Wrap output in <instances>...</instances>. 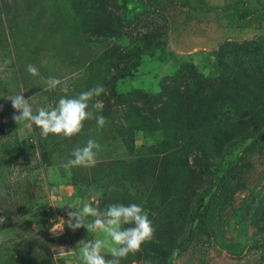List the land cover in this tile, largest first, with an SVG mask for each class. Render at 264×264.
I'll return each instance as SVG.
<instances>
[{
  "label": "rangeland",
  "instance_id": "obj_1",
  "mask_svg": "<svg viewBox=\"0 0 264 264\" xmlns=\"http://www.w3.org/2000/svg\"><path fill=\"white\" fill-rule=\"evenodd\" d=\"M237 1L0 0V264H81L79 244L95 235L56 224L95 192L94 207L135 203L152 222L151 241L121 264H264V244L248 248L264 239V141L205 214L212 233L196 229L225 171L264 135V12L238 23L226 9ZM49 77L62 84L44 92ZM96 85L93 119L70 139L13 119L11 96L47 108ZM90 138L96 165L65 169ZM60 247L75 251L54 261Z\"/></svg>",
  "mask_w": 264,
  "mask_h": 264
},
{
  "label": "clouds",
  "instance_id": "obj_2",
  "mask_svg": "<svg viewBox=\"0 0 264 264\" xmlns=\"http://www.w3.org/2000/svg\"><path fill=\"white\" fill-rule=\"evenodd\" d=\"M26 70L33 77L39 76V70L32 64H28ZM44 84L46 85L43 87L44 92L52 91L60 86L62 81L56 77H49ZM61 91L68 92L66 84ZM104 92L102 85H96L76 97L61 96L55 106L47 108L41 106L34 109L30 102L33 97L27 100L23 93L11 96L8 100L12 102L17 113L13 119L20 126L27 124L31 128L34 125L40 130L39 134L44 139L50 135L70 139L81 133L86 121L93 119V113L89 111L90 101ZM99 105L100 102L97 101L94 107H99ZM95 119L98 128L102 129L106 124L105 117L100 115ZM100 151H102L101 145L90 138L84 146L73 150L72 158L68 159L63 167L69 170L94 167ZM101 195V192H95L91 200L84 201L82 206L79 200L74 204H69L67 207L75 211H69L68 219L61 217L56 224L60 233L67 226L73 231L86 228L90 234L95 235V239L82 241L79 244L82 245L80 248L81 264H121L122 259H126L130 254L138 253L142 245L151 241L154 235L152 222L140 205L132 203L126 206L113 203L100 210L99 207H94L93 203ZM52 232L57 234L55 229ZM74 251H66L63 247L55 248L53 252H58V255H54L53 260L71 255ZM104 252H107L111 258H106Z\"/></svg>",
  "mask_w": 264,
  "mask_h": 264
},
{
  "label": "trees",
  "instance_id": "obj_3",
  "mask_svg": "<svg viewBox=\"0 0 264 264\" xmlns=\"http://www.w3.org/2000/svg\"><path fill=\"white\" fill-rule=\"evenodd\" d=\"M145 5H146V7L151 8L150 0H145ZM238 5H241V8L237 7ZM232 7H236L235 8V20L238 23H246V22L250 21L252 18L256 17L261 12H264V4H262V5L256 7L255 9L252 10L251 8L246 7L245 3L242 0H238L237 2H235L233 4V6L226 7V9H230ZM212 9H215V8H212ZM8 25H9V23H8ZM10 26H11V24L9 25V27ZM113 80H115V79H113ZM113 80H112V82H115ZM111 89H113V87H111ZM261 141H264V135L261 136L259 139L255 140L251 144V146L244 152V154L237 160V162L233 166L228 168L225 171V173L223 174V176L221 177L217 189L215 190V192H213L212 196L207 201L203 211L200 212L198 215V221H197L196 229L199 230L202 234L210 235L212 233L210 226L207 224L206 220L204 219L205 214H207V212H209L210 209L214 208L216 205L219 204V200L222 197L221 195L223 194V189H224L225 185L227 184V181L235 174V172H237V169L243 163L245 157L250 152H252L257 146H259V143ZM262 244H264V239L260 242H255V243L250 244L248 246V248H250L252 246H260V245L262 246Z\"/></svg>",
  "mask_w": 264,
  "mask_h": 264
}]
</instances>
